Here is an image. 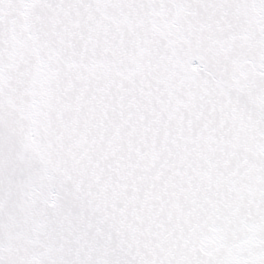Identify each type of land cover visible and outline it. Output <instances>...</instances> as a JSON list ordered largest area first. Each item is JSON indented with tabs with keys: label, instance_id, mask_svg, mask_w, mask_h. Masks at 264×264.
Here are the masks:
<instances>
[{
	"label": "snow or ice",
	"instance_id": "1",
	"mask_svg": "<svg viewBox=\"0 0 264 264\" xmlns=\"http://www.w3.org/2000/svg\"><path fill=\"white\" fill-rule=\"evenodd\" d=\"M0 264H264V0H0Z\"/></svg>",
	"mask_w": 264,
	"mask_h": 264
}]
</instances>
